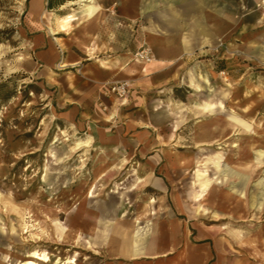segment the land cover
Returning <instances> with one entry per match:
<instances>
[{"label": "rangeland", "instance_id": "1", "mask_svg": "<svg viewBox=\"0 0 264 264\" xmlns=\"http://www.w3.org/2000/svg\"><path fill=\"white\" fill-rule=\"evenodd\" d=\"M154 4L164 5L162 0H143V6ZM68 5L64 10L47 9L49 16L43 20L56 22L69 8L77 7ZM173 7L180 9V1ZM249 9L247 0H239L237 47L230 39L217 41L184 68L174 70L165 94L157 87L152 95L155 99L167 96L170 107L179 112L182 102L187 105L202 98L214 102V97L224 110L197 114L190 108L189 119L174 125L171 139L156 141L159 156H134L128 169H123L117 166L119 156L108 150L116 143L97 138L77 124V114L63 104L81 99L83 110L92 106L88 97L73 90L75 70L59 62L37 70L29 39L40 24L29 22L28 0H0V264H43L44 260L47 264L72 260L74 264H177L186 257L191 264H264V68L245 58L241 36L244 25L253 20ZM70 26L71 22L65 31ZM144 49L146 53L138 57ZM135 56L141 64L155 61L151 47L143 41L132 52L131 57ZM188 71L204 89L200 93L193 90ZM156 77L161 80L165 75ZM113 81L128 82L126 97L104 93L103 85ZM133 82L105 81L100 95L119 106L126 102ZM228 113L248 121L250 129L231 123ZM213 123L221 136L198 141V131ZM79 141L87 143L76 145ZM215 152L222 153L231 168L247 171L248 180L236 189L223 178L196 200L193 172ZM145 162L156 176L167 179L166 191L144 184L128 191L136 179L132 169ZM162 164L166 166L158 168ZM90 187L93 195L86 197ZM101 202L118 206L119 219L109 222L122 223L124 232L131 234L135 226L147 223L156 229L164 239L157 255L130 259L112 242L88 245V237L98 230L94 221L96 204ZM133 216L139 219H130ZM222 225L241 230L243 240L253 243H234L220 229ZM72 231L80 237L75 245L61 238ZM202 250L205 257L200 260Z\"/></svg>", "mask_w": 264, "mask_h": 264}, {"label": "crops", "instance_id": "2", "mask_svg": "<svg viewBox=\"0 0 264 264\" xmlns=\"http://www.w3.org/2000/svg\"><path fill=\"white\" fill-rule=\"evenodd\" d=\"M162 1L163 6L154 4L147 7L143 6V0H65L59 6L63 8L61 10L66 9L69 3L77 4V7L69 8V12L62 14L56 22L47 23L43 20L44 16H49L46 0H28L29 22L40 24L29 39L32 54L37 60V70L53 67L57 62L59 66H70L75 70L73 90L88 97L92 106L89 110H83L85 105L81 99L63 104L70 105V110L77 114V124L93 132L97 138L116 143L115 146H109L108 150L111 155L119 156L118 161L121 163H117V166L120 164L123 169H128L134 156L147 155L148 159L159 156L154 147L157 146L156 141L159 137L171 139L174 125H183L189 119L190 108L197 114L224 110L222 102L214 97V102L205 98L187 105L182 102L178 106L179 112L174 110V106L170 107L172 102L171 105L167 102V96L155 99L152 95L157 87H161L158 91L166 92V82L173 79L174 70L179 66L184 68L188 65L187 61L197 59L202 51L214 47L217 41L230 39L231 45L237 47L239 0H179L180 9L173 7L179 3L177 0ZM247 5L253 20L247 21L244 25L245 34L241 36L246 45L245 58L253 66L264 68V0H247ZM70 22V30L65 31L64 27ZM142 41L151 47L155 58L153 63L141 64L131 57ZM157 73L165 77L158 80ZM193 75L188 71L193 90L200 93L204 89L200 88L199 82H193L196 81L191 77ZM113 79L134 81L126 102L119 106L100 95V84ZM227 116L234 125L250 129V123L237 114L228 113ZM214 124H210L209 128L204 125L203 130H199L195 136L196 139L206 142L220 137ZM86 143L79 141L76 145ZM233 145L236 146L235 143L232 144L235 147ZM146 162L132 169L136 179L128 191L142 184L166 191L167 179L156 176L152 172L155 169L149 168ZM163 165L166 166L162 164L158 168ZM103 175L101 173L99 177ZM193 176L198 187L194 193L196 200L208 192L213 182L223 181V178L229 180L230 186L236 189L243 187L248 180L247 171L242 173L231 168L223 154L217 152L207 156L194 170ZM92 188H88L86 197L93 195V192L90 194ZM96 206L98 216L94 222L98 230L88 237V245L112 242L116 250L125 253L130 259L153 252L157 255L164 239L153 231L149 223L135 226L129 234L122 230V223L117 221L112 225L120 217L117 216L118 206L115 203L101 202ZM139 216L130 219L137 220ZM83 219L87 224L91 222L89 218ZM125 227L131 229L129 225ZM220 229L232 237L236 244L253 243L252 239L251 242L250 239L243 240L241 230L225 225ZM61 238L68 239L72 245L80 242L75 231ZM198 257L203 259L205 250L199 252ZM70 262L74 264V260ZM177 264H191V261L186 257Z\"/></svg>", "mask_w": 264, "mask_h": 264}, {"label": "built area", "instance_id": "3", "mask_svg": "<svg viewBox=\"0 0 264 264\" xmlns=\"http://www.w3.org/2000/svg\"><path fill=\"white\" fill-rule=\"evenodd\" d=\"M146 53V50H142L139 54L136 55L138 57H143V54ZM104 93L107 95H114L116 98L126 97L128 93V82L127 81H113L111 83H105L104 85Z\"/></svg>", "mask_w": 264, "mask_h": 264}, {"label": "trees", "instance_id": "4", "mask_svg": "<svg viewBox=\"0 0 264 264\" xmlns=\"http://www.w3.org/2000/svg\"><path fill=\"white\" fill-rule=\"evenodd\" d=\"M63 2H65V0H46V7L48 9H53L59 7Z\"/></svg>", "mask_w": 264, "mask_h": 264}, {"label": "bare ground", "instance_id": "5", "mask_svg": "<svg viewBox=\"0 0 264 264\" xmlns=\"http://www.w3.org/2000/svg\"><path fill=\"white\" fill-rule=\"evenodd\" d=\"M135 61H139L140 62V60L138 59V58H136V56L135 57H132ZM27 228V227H26ZM26 232V231H25Z\"/></svg>", "mask_w": 264, "mask_h": 264}]
</instances>
